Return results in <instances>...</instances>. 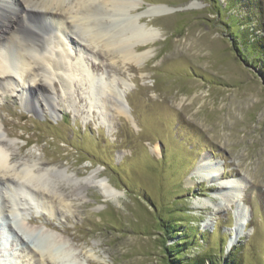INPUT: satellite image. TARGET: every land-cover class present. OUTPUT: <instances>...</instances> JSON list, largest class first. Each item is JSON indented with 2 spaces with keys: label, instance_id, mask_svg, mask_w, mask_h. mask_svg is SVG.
Returning <instances> with one entry per match:
<instances>
[{
  "label": "rangeland",
  "instance_id": "374dc122",
  "mask_svg": "<svg viewBox=\"0 0 264 264\" xmlns=\"http://www.w3.org/2000/svg\"><path fill=\"white\" fill-rule=\"evenodd\" d=\"M148 4L173 9L141 17L161 35L138 46L147 54L138 64L84 41L71 48L88 72L116 78L125 113L111 106L104 119L82 76L72 107L57 79L44 84L54 112L40 96L34 111L16 93L0 94L14 158L80 178L97 172L117 192L90 185L80 196L68 184L60 202L50 187L41 196L55 214L28 219L38 233H23L19 216L3 214L0 264H53L37 249L45 230L62 237L79 264H165L163 243L176 241L184 260L211 253L216 264H233L228 255L237 249L240 264H264V68L238 37L264 36V0H142L132 13ZM202 155L208 173L196 171ZM169 221L170 233L161 228Z\"/></svg>",
  "mask_w": 264,
  "mask_h": 264
},
{
  "label": "bare ground",
  "instance_id": "6f19581e",
  "mask_svg": "<svg viewBox=\"0 0 264 264\" xmlns=\"http://www.w3.org/2000/svg\"><path fill=\"white\" fill-rule=\"evenodd\" d=\"M141 3L142 0H0V94L16 93L22 105L34 111L40 96L54 112L56 98L44 84L52 87L57 79L67 106L72 107L73 83L82 76L90 82V105L100 106L104 119L111 106L125 113V96L116 78L104 79L88 72L80 59L72 55L71 48H81L80 41H84L92 48L99 46L116 54L122 63L138 64L147 57L146 52L137 51L138 46H146L161 35L156 26L141 23V17L173 9L148 4L133 14ZM11 144L0 125V218L3 214L19 216L23 233L40 230L28 219L55 214L41 196L50 187L59 201L68 184L72 185L70 192L74 195L83 196L90 185L99 187L105 195L117 194L104 178H98L97 172L80 178L37 159L14 158ZM208 158L202 155L197 160V172L208 173ZM41 236L45 240L44 247L37 248L41 256L53 264H79L62 237L48 230ZM1 237L7 238L4 228L0 229V240ZM8 252L4 253L9 255Z\"/></svg>",
  "mask_w": 264,
  "mask_h": 264
},
{
  "label": "trees",
  "instance_id": "16d2710c",
  "mask_svg": "<svg viewBox=\"0 0 264 264\" xmlns=\"http://www.w3.org/2000/svg\"><path fill=\"white\" fill-rule=\"evenodd\" d=\"M231 33L232 34L230 37L232 39H235V37L238 36V33L236 34V32H231ZM238 37H240V40L242 42L241 43L242 47L246 48L245 49L246 52H248L250 56L254 55L252 62L255 65L257 63L260 64V67H262L263 69L264 68V36L254 37V41H249L248 40L249 37L247 35H240ZM235 47L241 59H245L243 57L244 54L242 55L237 45H235ZM173 227L174 224L171 223L170 221L167 224L161 226L162 229L164 230L167 229L169 233L171 232ZM176 243L178 242L176 241L173 244L163 243V248L165 252H167L168 254V257L166 258V260H164L165 264H206V262H209V264H216L214 260L215 258L211 253H203L198 256H194L188 260L187 259L184 260V258L182 257V254L184 252L180 250V246H176ZM221 247H223V243ZM228 257L233 262V264H240V255H238L237 249H233L232 251H230Z\"/></svg>",
  "mask_w": 264,
  "mask_h": 264
}]
</instances>
